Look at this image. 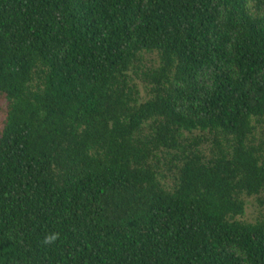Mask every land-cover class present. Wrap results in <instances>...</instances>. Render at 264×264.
Wrapping results in <instances>:
<instances>
[{
    "label": "trees",
    "instance_id": "obj_1",
    "mask_svg": "<svg viewBox=\"0 0 264 264\" xmlns=\"http://www.w3.org/2000/svg\"><path fill=\"white\" fill-rule=\"evenodd\" d=\"M0 97V264H264V0H0Z\"/></svg>",
    "mask_w": 264,
    "mask_h": 264
},
{
    "label": "rangeland",
    "instance_id": "obj_2",
    "mask_svg": "<svg viewBox=\"0 0 264 264\" xmlns=\"http://www.w3.org/2000/svg\"><path fill=\"white\" fill-rule=\"evenodd\" d=\"M148 59L150 66L155 65L157 63L156 55L149 56ZM138 84L141 87L143 98L146 100L148 98L147 91L145 90L141 81L138 80ZM8 106V101L0 97V138L2 135V131L5 127V122L7 120ZM261 198H264V195ZM244 200L246 202V212L242 220L246 223L254 224L264 212V208L260 205L258 197H245Z\"/></svg>",
    "mask_w": 264,
    "mask_h": 264
}]
</instances>
